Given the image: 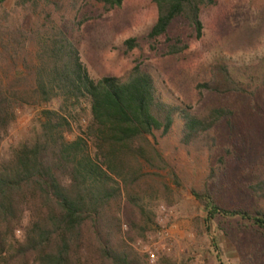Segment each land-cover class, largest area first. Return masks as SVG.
<instances>
[{
  "label": "trees",
  "instance_id": "obj_1",
  "mask_svg": "<svg viewBox=\"0 0 264 264\" xmlns=\"http://www.w3.org/2000/svg\"><path fill=\"white\" fill-rule=\"evenodd\" d=\"M6 1L0 0V70L4 72L2 67L10 63L14 80L6 83L0 72V146L17 110L55 98L58 107L41 108L29 137L0 153V264H148L121 237L122 196L135 204V187L159 171L178 185L158 139L172 140L187 154L205 150L210 156L216 145L214 128L223 120L233 121L234 111L216 105L194 111L174 99L153 71L138 64L122 77L92 79L66 28L44 11L42 28L36 32L8 27ZM122 1L46 2L61 14L77 13L87 2L107 12ZM151 1L157 18L145 41L160 56H177L187 48L182 36L172 32L176 22L200 39V11L215 4V0ZM15 6L35 12L40 2L15 0ZM91 18L82 15L74 24L78 28ZM26 39L35 44L31 51L37 64L29 61ZM124 44L127 50L137 47L133 38ZM19 60L31 77L28 83L20 82ZM263 84L264 70L220 60L209 66L196 88L221 95H254ZM82 114L85 125L79 121ZM73 125L78 134L69 138ZM223 151L216 166L208 168L207 182L190 190L205 213V227L234 221L264 234V210L226 207L215 200L208 182L216 184L224 176L231 152ZM249 188L264 200V176Z\"/></svg>",
  "mask_w": 264,
  "mask_h": 264
},
{
  "label": "rangeland",
  "instance_id": "obj_2",
  "mask_svg": "<svg viewBox=\"0 0 264 264\" xmlns=\"http://www.w3.org/2000/svg\"><path fill=\"white\" fill-rule=\"evenodd\" d=\"M47 0H39L37 11L16 7L7 0L8 13L4 25H18L24 32L42 28L44 14L66 28L69 37L77 42L80 60L92 79L122 77L135 64L153 71L164 82L178 102L197 111L205 105L226 106L234 111L231 122L223 120L213 130L216 139L214 154H187L172 140H159V147L178 178L175 185L165 172L143 179L136 187L137 200L130 202L126 195L119 204L121 237L148 264L161 261L168 264H264V234L240 226L234 221L211 223L206 229L205 213L190 190L207 182L209 167L229 148L224 176L214 184L209 181L215 200L226 207L262 209L264 200L256 196L249 185L264 176V84L254 95L214 94L199 92L196 85L206 78L210 65L230 60L237 66H255L264 70V0H215L213 6L200 11L202 36L195 39L192 30L176 22L173 34L179 33L187 48L177 56H160L149 49L145 36L156 21L157 10L151 0H123L120 7L103 11L94 2L82 5L79 12L58 14ZM76 14V18L74 15ZM82 15L92 18L78 28L74 22ZM133 38L137 47L127 50L124 42ZM160 42L163 38L159 39ZM29 61L35 44L28 41ZM32 43V44H31ZM22 73L21 83L30 78L17 62ZM30 66V64H29ZM12 65L0 70L6 83L13 82ZM18 70V71H19ZM58 99L50 103L25 106L17 110V118L8 129L0 153L6 152L22 139L28 138L41 108L57 109ZM81 125L86 116L79 117ZM78 134L73 125L69 138ZM164 208V211L162 209ZM159 233V234H158ZM20 238V233L16 232ZM147 243L158 252V260L149 263L135 244ZM167 247L170 250H164Z\"/></svg>",
  "mask_w": 264,
  "mask_h": 264
},
{
  "label": "built area",
  "instance_id": "obj_3",
  "mask_svg": "<svg viewBox=\"0 0 264 264\" xmlns=\"http://www.w3.org/2000/svg\"><path fill=\"white\" fill-rule=\"evenodd\" d=\"M164 211V208L162 209ZM159 234V233H158ZM135 246L140 249V251L144 254L146 260L149 263H155L158 260V252L154 251L151 249L150 246L147 245V243L142 242V241H137ZM164 250H170L169 247H167Z\"/></svg>",
  "mask_w": 264,
  "mask_h": 264
}]
</instances>
